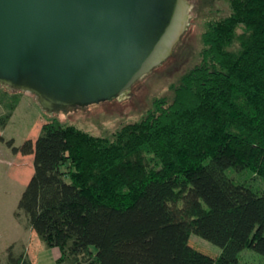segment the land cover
<instances>
[{"label": "trees", "instance_id": "16d2710c", "mask_svg": "<svg viewBox=\"0 0 264 264\" xmlns=\"http://www.w3.org/2000/svg\"><path fill=\"white\" fill-rule=\"evenodd\" d=\"M230 8L209 22L174 98L157 97L141 120L103 137L54 118L35 141H8L34 155L17 215L60 250L57 264H238L247 247L264 255V192L227 174L264 177V0ZM19 101L2 98L0 141ZM192 233L221 255L198 250ZM13 247L7 264H34Z\"/></svg>", "mask_w": 264, "mask_h": 264}, {"label": "water", "instance_id": "95a60500", "mask_svg": "<svg viewBox=\"0 0 264 264\" xmlns=\"http://www.w3.org/2000/svg\"><path fill=\"white\" fill-rule=\"evenodd\" d=\"M192 2L0 0V85L50 116L125 97L175 55Z\"/></svg>", "mask_w": 264, "mask_h": 264}, {"label": "rangeland", "instance_id": "374dc122", "mask_svg": "<svg viewBox=\"0 0 264 264\" xmlns=\"http://www.w3.org/2000/svg\"><path fill=\"white\" fill-rule=\"evenodd\" d=\"M231 11L230 0H193L189 27L176 45L175 55L170 56L161 65L155 67L134 84L132 91L125 97L112 101L104 100L100 105L81 106L59 115H48L43 111L35 97L26 92H11L0 85V113L5 112L2 98L11 100L19 97V104L7 127L1 131L5 141H0V262L7 264L8 250L14 246L16 253L28 252L34 264H57L54 248H49L40 239L27 221L25 214L19 212L20 199L34 174V155L16 153L8 141L14 140V146L21 147L29 140L39 137L42 125L54 118L63 124L76 125L96 136H111L126 124L137 122L153 106L157 97L173 99V84L180 81L182 75L201 60L204 47L203 34L216 18ZM106 104V105H104ZM237 183H245L255 190L264 192V177L249 169L227 170ZM190 241L205 254L218 257L222 247L202 236L192 233ZM238 264H264V255L251 247L245 248L239 255Z\"/></svg>", "mask_w": 264, "mask_h": 264}, {"label": "crops", "instance_id": "0c3cea01", "mask_svg": "<svg viewBox=\"0 0 264 264\" xmlns=\"http://www.w3.org/2000/svg\"><path fill=\"white\" fill-rule=\"evenodd\" d=\"M54 249H55V251H58L59 252L58 254H56V259H58L59 256H60V250L58 248H54Z\"/></svg>", "mask_w": 264, "mask_h": 264}]
</instances>
